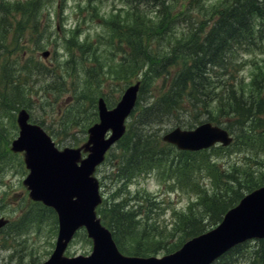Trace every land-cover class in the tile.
Segmentation results:
<instances>
[{"label": "trees", "instance_id": "16d2710c", "mask_svg": "<svg viewBox=\"0 0 264 264\" xmlns=\"http://www.w3.org/2000/svg\"><path fill=\"white\" fill-rule=\"evenodd\" d=\"M40 7V0H24L13 5L14 12L10 10L7 23L8 25L14 23L16 26L8 42L12 44L10 47H17L19 44L16 39L19 37L17 31L19 32L21 24L30 21V36L40 32L37 25ZM184 7L186 10L190 7L193 14L185 12L179 14L170 10L163 13L165 18L169 15L170 20L184 18L190 26L182 39L174 40L161 50L148 46L153 34L148 26L146 29L122 26L115 28L116 32L114 30L124 47L122 57L127 54L121 64L129 66L125 68L121 65L117 74L120 77L130 74L143 77L140 79L137 103L141 100L143 92L145 94L150 92L149 84L145 83L146 79H161V84L156 87L158 94L152 96V101L141 106L138 119L134 122L136 124L130 125L119 140L125 148V156L122 157L119 167L123 176L128 178L134 173L152 169L159 173L170 171L171 180L177 186L182 188L188 180L195 177L197 187L195 201L176 215L171 228L158 222L155 216L159 203L157 200H149L144 196L140 198V203H133L115 194L111 200H103L97 207V214L111 230L119 249L126 254L145 256L155 251L175 250L186 239L217 224L225 211L236 204L244 193L264 184V0H222L210 10L205 8L204 0H185ZM3 9L6 8L0 10V58L3 49L6 54L2 56L3 62L0 60V78L3 85L0 88V110L5 106L14 110L21 106L30 108V94L33 88L32 84L28 83L36 77L39 65H35V68L26 67L24 61L19 64L21 68L18 64L14 70L9 68L7 58L10 51L1 33L7 19ZM194 14V18L198 15L203 16L210 23L209 26L203 28L200 20L196 22L191 20ZM35 39L31 37L29 41L33 42ZM74 45L72 48L67 45L70 60L63 65H69L71 57L75 56L72 49H80L82 62L89 64L88 67L83 64L80 66L85 73L88 71L89 79L92 77V80L85 86L74 83L70 90L73 96L70 102L81 103L87 99L93 105L96 95L100 92L103 77L108 76L105 65L103 63L99 65L100 60L95 61L100 47L97 44L96 50L92 41L82 43V40ZM154 50L160 51L163 56L158 61L151 59ZM255 50L259 57L250 60L253 67L250 76L252 88L246 91L245 85L241 83L243 79L235 78L232 73L239 54ZM21 52L22 50L16 51L19 55ZM175 58L179 60V66L170 71L168 68L175 64ZM147 65L151 66L148 68ZM143 66L147 69L142 72ZM132 68L136 71H131ZM63 77L66 81L65 74L59 76L60 79ZM120 81L129 83V80ZM53 84L55 86L51 87L56 88L57 85ZM58 90L61 91L59 87ZM40 95L43 96L45 93ZM107 101L110 104L113 100ZM185 110L194 120L204 116L213 123L223 124L229 131H238L234 132L235 139L232 145L213 148L221 150L234 148L233 151L239 152L240 159L230 162L226 169H221L209 159L208 150L193 152L176 150L160 137L147 131L148 125L158 124L164 118L173 121L177 114L184 113ZM214 110L217 114L213 113ZM34 120L43 125L40 119ZM89 120L91 123L96 120V108L91 111ZM192 123L189 122L188 126H193ZM62 130L66 131L65 128ZM8 141L9 139L0 131V152L6 148ZM202 169L209 174L211 191H208L195 176L196 173H201ZM193 170H197L194 171V176L190 173ZM152 202L154 207L147 208ZM143 203L145 207H142ZM196 203L199 205L197 210L194 208ZM27 210L21 221L39 219L45 212L47 215L50 211L39 204H33ZM245 253L247 264H264V239L237 244L215 263L231 264L236 257Z\"/></svg>", "mask_w": 264, "mask_h": 264}, {"label": "rangeland", "instance_id": "374dc122", "mask_svg": "<svg viewBox=\"0 0 264 264\" xmlns=\"http://www.w3.org/2000/svg\"><path fill=\"white\" fill-rule=\"evenodd\" d=\"M19 1L24 0H0V10L6 8V10L3 9V12L8 15L10 10L14 12L13 5ZM221 1L204 0V5L206 9L210 10L215 8ZM40 2L41 7L37 14V19H39L37 25L40 32L33 35L36 38L35 41L30 42L28 40L30 22L24 23V26H19V32L17 31L19 37L16 36V42H19V44L17 47L15 46V50H22L20 55L14 51L15 47H10L12 44L8 43L11 40L9 38L12 36L13 29L12 25L7 24L9 21L5 19L4 31L1 33L4 35V43H8L7 49L10 51L7 61L11 70L15 69L16 64L21 68L19 64L24 61L26 67L35 68V65H39L36 77L28 83V85L32 84L33 88L28 110L30 109L33 119H40L43 122V127L55 141L58 148L79 147L83 155L89 152L88 128L93 123L89 122V118L91 117V111L95 110L96 106L95 102L91 105L92 103L87 99H84L81 103L77 101L70 102L73 99L70 90L74 83L82 86L88 85L92 77L89 79L88 71L85 73L82 66H80V64L86 67L89 66V64L86 65L82 62L80 49H72L75 56L71 57L69 65H63L70 60L67 45L72 48L75 43L81 40L82 43L92 41L94 48L97 50L96 45L99 44L100 48L97 50L99 54H97L98 57L95 61L100 60L99 65H102V63L105 65L108 76L103 77L101 89L96 98L103 96L108 100L112 99L115 103L128 84L136 79L143 78L142 75L130 74L129 76L120 77L117 74L121 65L125 68L129 66L121 64L122 59L127 54L125 53V56L122 57L124 47L114 33L115 28L131 26L133 29L138 27L146 29V26H148L153 32L148 46L161 50L168 47L174 40L182 39L183 34L189 30L190 26L184 18H172L170 20L168 19L169 15L165 18L163 13L169 10L179 14L183 12L193 13H191L190 7L187 10L185 9V0H40ZM194 16L195 14L191 20L195 22L200 20L203 28L209 26L210 23L203 16L198 15L196 18ZM154 33L161 35L157 36ZM43 49L49 50L47 58L41 56ZM256 51L251 53L241 52L235 60L237 63L232 74L235 78L243 79L241 83L245 85L244 89L246 91H250L252 88L250 76L253 67L250 60L253 57H259ZM5 54L6 51L3 49L1 51V62H3L4 58L2 56ZM151 55L153 56L151 59L156 61L163 57L160 51L157 50H154ZM174 62L175 64L168 68L170 71L179 66L177 58ZM150 66L147 65L148 68ZM143 67L141 68L142 72L147 69V67ZM130 70L136 71L134 68ZM62 74H65L66 81H64V77L59 78ZM120 80H129V83L125 84ZM53 83L61 91L58 90L57 86L52 88L51 86H55ZM145 83L146 85L149 84L150 92L142 93L141 100L135 105L132 114L125 123L128 126L136 124L134 122L138 119L141 106L152 101V96L158 94L156 87L161 84V79L147 78ZM2 86V79L0 78V88ZM218 86L216 87L218 88ZM42 93H45V95L41 96ZM213 113L217 114L215 110ZM15 116L16 110L12 107L5 106L0 110V131L4 137L9 139L6 148L0 152V216H5L10 221L7 228L0 230V264H27L46 259L54 246L57 230L55 218L51 215L45 214L39 219L21 221L24 219V211L31 207L33 203L25 199L27 188L22 181L27 169L21 155H24V152H21V154L11 153L9 148L10 140L17 135ZM170 120V118H164L158 124L152 123L147 126V131L161 138L166 131L176 125L182 128H191L201 120H206V118L201 116L199 120H194L192 115L185 110L184 113L177 114L173 121ZM189 122H193V126L189 127ZM63 128L66 131H63ZM234 132L237 133L238 131ZM124 150L125 148L119 141L113 144L105 154L104 160L93 172L94 177L99 182V192L103 200H111L113 194L133 203H140V198L144 196H147L149 200H157L159 203L156 207L155 216L161 225H167L171 228L170 226L176 215L186 210L188 205L195 201L197 196L196 178L192 177L182 188L172 182L170 171L159 173V171L152 169L137 172L133 176L125 178L119 168L121 167V159L125 156ZM233 150L234 148L231 150L211 148L208 149L207 154L210 156L209 159L215 162L218 167L226 169L229 167L230 162L240 159L239 152ZM194 171L197 170L190 172L193 176ZM195 176L208 191H211L210 177L205 169H202L201 173H196ZM142 207H145V203ZM152 207H154L153 202L147 205V208ZM194 208L197 210L199 205L194 204ZM29 210L27 211L29 212ZM17 225L18 227H13ZM83 234L81 231L74 236L66 249L65 253L67 255L87 254L90 251L91 243L86 241ZM151 254L161 255L164 254V251H155ZM246 256L247 253L236 257L231 264H247Z\"/></svg>", "mask_w": 264, "mask_h": 264}, {"label": "water", "instance_id": "95a60500", "mask_svg": "<svg viewBox=\"0 0 264 264\" xmlns=\"http://www.w3.org/2000/svg\"><path fill=\"white\" fill-rule=\"evenodd\" d=\"M42 51V56L48 55ZM139 82L129 85L113 108L108 109L102 97L97 101L98 122L88 128V150L81 156L79 147L59 150L37 124L28 123V113L19 110L16 120L19 135L11 150H24V162L30 169L23 183L29 196L54 208L58 219L56 244L50 257L33 264H210L230 247L252 237H264V185L245 194L228 209L214 228L186 240L174 252L162 256H127L117 248L110 230L95 213L100 202L98 182L93 176L106 150L124 133V120L133 109ZM109 131V134H107ZM162 139L178 149L199 150L232 141L229 132L210 122L192 129L174 127ZM7 219L0 218V227ZM85 226L92 238L89 255L67 257L63 251L74 232Z\"/></svg>", "mask_w": 264, "mask_h": 264}]
</instances>
